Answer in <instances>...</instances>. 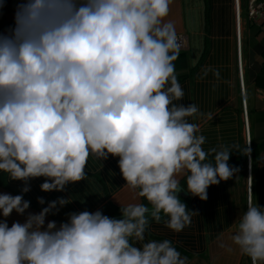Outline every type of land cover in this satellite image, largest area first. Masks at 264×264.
I'll return each mask as SVG.
<instances>
[{
	"label": "clouds",
	"instance_id": "9594fccd",
	"mask_svg": "<svg viewBox=\"0 0 264 264\" xmlns=\"http://www.w3.org/2000/svg\"><path fill=\"white\" fill-rule=\"evenodd\" d=\"M170 3L16 5L13 26L0 34V172L25 182L42 176V191H62L84 179L89 155L104 160L111 154L119 158L123 185L149 206L119 203V219L84 210L69 213L58 227L55 221L44 226L46 214L68 202L58 197L23 223L9 227L0 220V264H185L169 240L143 242L149 218L159 221L163 215L169 229L181 231L190 216L176 194L178 178L205 200L209 185L237 169L227 163L224 146L209 149L213 162L206 161L205 137L186 119L198 113L196 105L174 103L184 93L173 63L181 44L166 19ZM236 24L242 57L237 18ZM247 147L251 165L249 142ZM28 190L25 184L21 194H0V215L23 214L29 201L22 194ZM37 200L44 204L42 197ZM231 240L251 264H264V206L248 204Z\"/></svg>",
	"mask_w": 264,
	"mask_h": 264
},
{
	"label": "crops",
	"instance_id": "0c3cea01",
	"mask_svg": "<svg viewBox=\"0 0 264 264\" xmlns=\"http://www.w3.org/2000/svg\"><path fill=\"white\" fill-rule=\"evenodd\" d=\"M20 2L0 0L3 5L0 7V34L13 26V13ZM233 2L171 0L166 17L174 23L177 35L185 39L184 48L179 50L173 61L175 75L184 95L174 103L196 105L198 113L186 119L196 123L199 134L205 137L201 147L207 153L206 161L213 162L214 153H209V149L219 150L224 146L230 153L227 163L237 169L229 179L209 185L205 200L189 193L184 187V178H178L180 186L188 193L185 197L178 194V197L190 206V222L181 231L169 229L167 218L163 215L159 221L149 218L143 242L169 240L180 256L185 258V264H251L249 257L242 255L231 240L248 203L247 155L241 159L248 142L255 144L257 150L256 163L252 167L250 165V203L264 206V101L258 92L264 89H257L247 74L248 67L264 52V42L260 43V36H251L250 40L252 32L247 28L248 18L242 17L246 0H240V36L242 34V43L243 38L250 40L242 54L243 105ZM206 68L209 70L204 74ZM118 159L111 154L104 160L89 155L84 179L66 184L62 191H42L39 186L46 179L42 176L25 182L11 180L7 173L0 172V194L14 196L21 194L25 184L29 188L22 194V199L29 201L25 212L17 214L13 210L8 217L0 215V220H6L9 227L13 222L23 223L29 213L38 214L49 201L58 197L68 202L63 206L57 205L58 211L54 209L46 214L44 226L49 221H55L58 227L61 222H66L67 215L72 212L87 210L91 213L100 209L102 214L119 219L120 204L143 203L149 206L148 201L139 197L135 190L123 185L125 181L117 165ZM38 197L43 198L44 204L38 203ZM130 242L137 247L142 243Z\"/></svg>",
	"mask_w": 264,
	"mask_h": 264
},
{
	"label": "trees",
	"instance_id": "16d2710c",
	"mask_svg": "<svg viewBox=\"0 0 264 264\" xmlns=\"http://www.w3.org/2000/svg\"><path fill=\"white\" fill-rule=\"evenodd\" d=\"M258 21V22H257ZM256 22H253L249 20L247 22V28L252 32L250 35V40L251 36L253 38H256L260 36L262 38L261 44L264 42V18H261L260 20H257ZM250 40H247L243 38V43H242V54L243 50L246 49L247 44L250 42ZM256 44V43H253ZM251 44V46H253ZM249 69L247 70L248 77H251V81H253L255 87L257 89H264V78L262 75H264V52L261 53V55L257 58V60L252 63L251 66L248 67ZM256 145L251 143V167L254 166L256 163ZM239 162V158L236 160V164ZM183 201V200H182ZM183 203H185L183 201ZM187 209L186 211L189 213L190 212V206L188 203H185Z\"/></svg>",
	"mask_w": 264,
	"mask_h": 264
},
{
	"label": "built area",
	"instance_id": "2783aa9c",
	"mask_svg": "<svg viewBox=\"0 0 264 264\" xmlns=\"http://www.w3.org/2000/svg\"><path fill=\"white\" fill-rule=\"evenodd\" d=\"M236 4V18L237 20L239 19V12H238V7H239V1L235 0ZM247 14L248 18L256 22L257 20H260L261 18L264 17V0H247ZM258 22V21H257ZM178 40L180 41L181 47L180 50L184 48V43L185 39L181 35H177ZM237 65H238V70H239V82L241 86V99L243 102V105L245 104V94L243 90V75H242V57H241V50H240V44L238 43L237 47ZM245 114V112H244ZM246 132H247V127H246ZM248 136V135H247ZM248 151H250V147L248 145L247 147ZM250 157L248 156V172H247V180H248V185H247V194H248V204L250 203V198H251V187H250Z\"/></svg>",
	"mask_w": 264,
	"mask_h": 264
},
{
	"label": "water",
	"instance_id": "95a60500",
	"mask_svg": "<svg viewBox=\"0 0 264 264\" xmlns=\"http://www.w3.org/2000/svg\"><path fill=\"white\" fill-rule=\"evenodd\" d=\"M258 92H259V95L261 97V100L264 101V91L258 90ZM245 155H246L245 151L241 153V159L242 160L245 158ZM176 194L177 195L180 194L181 196H184V197L188 195V193L186 191H184L181 186H180V190Z\"/></svg>",
	"mask_w": 264,
	"mask_h": 264
},
{
	"label": "rangeland",
	"instance_id": "374dc122",
	"mask_svg": "<svg viewBox=\"0 0 264 264\" xmlns=\"http://www.w3.org/2000/svg\"><path fill=\"white\" fill-rule=\"evenodd\" d=\"M233 3H234V2H233ZM234 4H235V3H234ZM246 4H247V0H246L245 5H246ZM234 9H235V6H234ZM243 11H245V13L242 14V17H243V18H246V15H247V7L244 6V7H243ZM235 16H236V13H235ZM239 20H240V17H239ZM242 62H243V60H242ZM247 132H248V128H247ZM247 132H246V133H247ZM246 135H247V134H246ZM246 208H247V206H246Z\"/></svg>",
	"mask_w": 264,
	"mask_h": 264
}]
</instances>
